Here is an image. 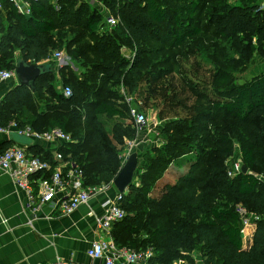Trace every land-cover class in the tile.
I'll return each instance as SVG.
<instances>
[{
  "label": "trees",
  "instance_id": "16d2710c",
  "mask_svg": "<svg viewBox=\"0 0 264 264\" xmlns=\"http://www.w3.org/2000/svg\"><path fill=\"white\" fill-rule=\"evenodd\" d=\"M0 1L9 12L6 21L0 17V71L15 69L16 51L26 63L51 70L35 82L34 93L17 86L7 94L0 127L15 122L39 133L58 128L69 134L74 142L60 151L81 169L88 187L113 181L124 140L136 133L123 122L129 110L112 88L121 85L134 97L144 79L157 83L175 72L173 52L184 43L207 54L200 36L224 40L226 63L213 61L222 66L213 76V99L198 95L205 104L193 107L190 117L168 121L160 146L141 156L134 185L120 202L125 218L112 237L118 246L152 248L149 264L192 261L193 252L203 264H264V81L232 86L235 65L244 69L256 57L264 60V0H93L119 20L103 33V15L80 0H58V10L52 0H39L29 18ZM122 47L135 51L131 64ZM51 52L65 53L82 72L78 77L69 66L59 68L70 98L57 91L58 63L46 62ZM80 105L89 113L84 128L71 110ZM99 117L120 121L108 133ZM29 150L42 154L38 147ZM192 154L188 170L171 176L174 184L161 182L172 163ZM236 155L247 173L229 177ZM41 158L53 165L49 152ZM241 207L258 217L248 250L242 247Z\"/></svg>",
  "mask_w": 264,
  "mask_h": 264
},
{
  "label": "built area",
  "instance_id": "2783aa9c",
  "mask_svg": "<svg viewBox=\"0 0 264 264\" xmlns=\"http://www.w3.org/2000/svg\"><path fill=\"white\" fill-rule=\"evenodd\" d=\"M11 4L16 12L24 17L32 14V4L39 0H5ZM56 10L59 9L58 0H52ZM1 7V5H0ZM264 8V4H262ZM107 29L116 27L119 20L113 16L105 18ZM135 53H132L128 59L133 62ZM64 59L63 52H55L53 60L61 65ZM15 78L14 70L0 71V81H6ZM62 95L70 98L72 95L69 87L62 88ZM124 104L128 107L129 117L136 130H142L146 126V119L140 112L131 108L133 97L122 91ZM13 131L20 136L27 137L36 142L51 144L53 150V165L50 161L42 159L39 156L30 154L23 147L13 145L8 147L0 154V170L10 176L14 185L19 191L27 195L28 204L26 208L37 211L40 206L48 204L54 200L58 205L60 213L68 216L78 208L88 203L112 187V182L102 184L96 187L84 186V176L81 169L70 159V156L64 157L61 149L72 144L74 141L69 134H65L58 128L39 133L29 126L18 127L15 122H11L6 127H0V134L9 135ZM130 153L127 152L123 157V162ZM241 172V163L235 162L228 169V176L235 177ZM58 195L59 198L57 197ZM38 204L35 205L34 200ZM122 195L118 194L115 199L107 200L102 205L103 214L96 219V227L100 233L104 234V239L93 242L88 248L86 255L93 263L99 261L100 264H149L154 257L153 249L147 248L144 251H137L129 247L118 246L110 236L115 224L125 218V212L121 209L120 202ZM240 214L241 236L246 235V230L256 223L258 217H247L246 212L238 208ZM254 225V224H253ZM52 264H73L71 262L56 260Z\"/></svg>",
  "mask_w": 264,
  "mask_h": 264
},
{
  "label": "crops",
  "instance_id": "0c3cea01",
  "mask_svg": "<svg viewBox=\"0 0 264 264\" xmlns=\"http://www.w3.org/2000/svg\"><path fill=\"white\" fill-rule=\"evenodd\" d=\"M92 3L95 4L96 2L93 1ZM0 5V17L6 21L9 12L7 8L2 6L1 1ZM124 49L129 51L130 55L131 52L135 53L134 50ZM53 54V52L50 53L46 62L54 61ZM126 54L123 57L129 61ZM14 59L16 61L20 60L19 51L14 53ZM63 66H66V63L58 64L55 71L56 80L60 78L58 71ZM17 86L16 78L0 81V103ZM123 122L127 123L126 121ZM11 134L16 133L11 131L9 135ZM9 135L0 134V154L13 145L23 147L30 154L32 153L29 148L38 147L42 149V154L36 155L39 157H43L45 152L51 154V150H53L51 144L36 142L28 138L30 140L29 144L23 145L12 141ZM143 145H145V142ZM153 147H149V149ZM134 151L138 152L140 156L144 154L138 150ZM120 158H123L122 155H120ZM51 159L53 161L52 155ZM188 159H195V155H188L174 163L180 165V171L185 172L189 168ZM174 163L170 165L164 176L169 174ZM168 180L173 183L171 179ZM173 180L175 182V179ZM118 194L112 186L105 194H100L92 199L88 205L81 206L68 216L60 213L56 200L40 206L37 211H32L26 208L28 204L27 195L19 191L10 176L0 170V264H52L56 260L73 264H100L99 261L92 263L86 252L93 242L105 238L104 234L97 230L96 219L103 214L102 205L104 202L115 199ZM59 196L61 195L57 197L59 198ZM34 203L35 205L38 204L37 199L34 200ZM112 232L113 229L110 232L111 238H113ZM254 232L255 228L249 227L246 230V235L242 239L244 250H248L252 246ZM199 255L194 252L190 255L195 264H203Z\"/></svg>",
  "mask_w": 264,
  "mask_h": 264
},
{
  "label": "rangeland",
  "instance_id": "374dc122",
  "mask_svg": "<svg viewBox=\"0 0 264 264\" xmlns=\"http://www.w3.org/2000/svg\"><path fill=\"white\" fill-rule=\"evenodd\" d=\"M81 1L86 3L89 7H92L95 10L97 9V12L103 15L104 20L110 15V12L104 8L102 4H93L92 0ZM105 29L107 28L104 22L100 32H105ZM198 39V41L202 43H200L201 47L207 52V54L194 50L191 44L184 43L173 52L177 53L175 55V61L178 62L173 74H166L157 83H151L150 79H144V81H142L138 93L133 97L134 100L131 104V108L144 115L147 121L146 126L139 131L135 129L136 133L133 139L124 140V149L121 152L122 156L127 152L131 153L134 150H138L143 154L149 150V147L154 146L153 148H155L160 146L161 137L159 136V133L168 121L192 116L191 113L193 107L200 109L205 104V102L199 100L198 95L202 94L209 99H213L214 94L211 89L213 76L217 69L222 67L215 66L213 61L220 65H222L223 62L226 63L223 59V46L225 41L221 39L214 40L209 35L206 37L200 36ZM120 53H122V55L127 53L126 56H130V52L123 47L120 49ZM63 62L64 64L66 63V66H69L78 77H81V70L74 66L65 53L62 63ZM131 63L132 62H130V64ZM235 67L236 72L232 75V86H235V84L243 85L254 78H261L260 81H264V60H261L258 57H256L249 65L242 66L245 67L244 69L236 65ZM56 84L57 91L61 93L63 87L61 78L56 80ZM189 88H191V90ZM112 91L120 96L121 103L124 104L122 97V91H124V89L122 86L118 85L113 87ZM42 105L44 106L45 103L42 102ZM71 110L76 111L81 115V125L83 127L85 120L89 117L85 105L71 107ZM188 113L191 115L189 114L188 116ZM99 120L108 133H110L112 126L120 121L118 119L108 120L105 117H99ZM123 121L132 124L129 116ZM201 123H205V121H201ZM144 142L145 145H143ZM239 161V156L236 155V157L230 162L231 164H229L228 169L231 168L233 163ZM179 166L180 165L174 163L171 168L172 170H170L168 175L164 176L161 182H168V179H171V182L175 183L173 180L174 178L171 176L174 175L176 171L184 173L183 171H180ZM157 195L158 194L154 193L151 197H156ZM241 209L246 212L247 217L252 216L248 209L244 207H241ZM253 224L250 226L251 228H255V223ZM174 263L195 264L193 259L191 261L186 258L176 260L173 264Z\"/></svg>",
  "mask_w": 264,
  "mask_h": 264
},
{
  "label": "water",
  "instance_id": "95a60500",
  "mask_svg": "<svg viewBox=\"0 0 264 264\" xmlns=\"http://www.w3.org/2000/svg\"><path fill=\"white\" fill-rule=\"evenodd\" d=\"M50 72L51 70L48 64L31 65L21 59L16 62L14 69L18 86L26 87L33 93L35 92V82ZM9 138L23 145H28L30 141L27 137L17 134H11ZM140 158L141 156L138 152L132 151L113 179L112 185L120 195H124L134 185V176L139 167ZM241 173H247L245 166L241 167Z\"/></svg>",
  "mask_w": 264,
  "mask_h": 264
}]
</instances>
